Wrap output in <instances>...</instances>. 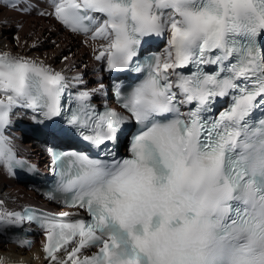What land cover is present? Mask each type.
I'll return each instance as SVG.
<instances>
[{
  "label": "snow or ice",
  "instance_id": "1",
  "mask_svg": "<svg viewBox=\"0 0 264 264\" xmlns=\"http://www.w3.org/2000/svg\"><path fill=\"white\" fill-rule=\"evenodd\" d=\"M49 3L73 33L110 40L95 59L128 80L116 86L124 111L91 103L103 83L78 90L81 76L73 86L38 58L0 52V165L34 170L4 135L16 108L87 149L51 160V198L83 213L0 204V229L35 222L50 264H264V0ZM165 36L162 52L144 55Z\"/></svg>",
  "mask_w": 264,
  "mask_h": 264
},
{
  "label": "bare ground",
  "instance_id": "2",
  "mask_svg": "<svg viewBox=\"0 0 264 264\" xmlns=\"http://www.w3.org/2000/svg\"><path fill=\"white\" fill-rule=\"evenodd\" d=\"M30 3L33 10L25 13L5 6L7 0H0V52L38 58L54 70L61 71L66 77L81 72L87 88L98 84V81L92 84V77L96 66H99V72L95 74L98 75L99 82L105 84L108 79V73L102 68L105 60L95 61L94 56L102 47H106L110 40L99 37L93 39L92 32L95 30L84 35L65 29L55 18L54 7L50 5L49 0H30ZM164 49L165 47L162 51ZM31 115V111L16 108L11 113L13 123L6 128L4 135L9 139L14 152L38 156L42 164L44 156H39L38 147L30 146L28 140L20 138L16 142L12 134L18 123H33ZM37 199L39 196L27 189L23 181L12 176L0 165V204L3 209L13 211L18 203L25 204ZM31 240L32 244L29 246H17L8 241L0 231V257L13 264H50L46 257L42 256V232L36 231ZM68 250L70 251V248ZM64 255L63 252L59 253L60 257Z\"/></svg>",
  "mask_w": 264,
  "mask_h": 264
}]
</instances>
